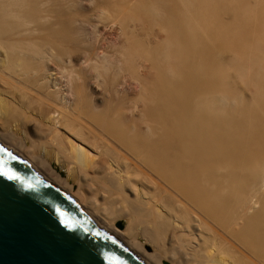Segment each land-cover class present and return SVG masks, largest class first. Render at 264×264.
Returning a JSON list of instances; mask_svg holds the SVG:
<instances>
[{
  "label": "bare ground",
  "instance_id": "6f19581e",
  "mask_svg": "<svg viewBox=\"0 0 264 264\" xmlns=\"http://www.w3.org/2000/svg\"><path fill=\"white\" fill-rule=\"evenodd\" d=\"M90 3L0 0V138L147 264H264V0Z\"/></svg>",
  "mask_w": 264,
  "mask_h": 264
},
{
  "label": "water",
  "instance_id": "95a60500",
  "mask_svg": "<svg viewBox=\"0 0 264 264\" xmlns=\"http://www.w3.org/2000/svg\"><path fill=\"white\" fill-rule=\"evenodd\" d=\"M0 264L147 263L0 138Z\"/></svg>",
  "mask_w": 264,
  "mask_h": 264
},
{
  "label": "rangeland",
  "instance_id": "374dc122",
  "mask_svg": "<svg viewBox=\"0 0 264 264\" xmlns=\"http://www.w3.org/2000/svg\"><path fill=\"white\" fill-rule=\"evenodd\" d=\"M90 1L91 0H79V3H82V5H81V7H82V10L83 11H89V10H87V8L85 7V6H91V3H90ZM89 3V4H88ZM90 9V8H89ZM233 20H234V18H233V14L232 13H226V14H224L223 15V21L225 22V23H230V22H233ZM100 28V30L103 32V34H104V37H106V39L108 40V41H110V42H112V41H117V37H118V33H119V31L117 32V30L116 31H113V30H111V29H108L107 27H102V26H100L99 27ZM89 30H90V27H88L87 29H86V35H88L87 37H89L90 36V34H89ZM252 42V40H250V43ZM229 49V50H228ZM230 49H232V48H224L223 47V51L222 52H226V54H224L223 56L224 57H226V58H224L225 59V62H224V64H225V66H227L228 67V69H229V72H230V78H231V81H232V83H235V84H233L234 86L236 85L237 87H238V90H240V91H244L245 92V94H246V96H249L250 94H249V92L251 91L250 89H253V86L251 85V84H245V82H243L242 80H240V78H239V76H237V74H236V72L234 71L235 69L233 68V65H231L232 67H230V64H231V56H232V58H233V56L235 57V56H237V54H235L236 52H235V50L234 49H232V51L230 50ZM226 50V51H225ZM228 50V51H227ZM230 58V59H229ZM229 59V60H228ZM230 63V64H229ZM53 68H54V66H52ZM233 70H232V69ZM54 72H55V68L54 69H52ZM52 71V72H53ZM53 74V76L55 75L54 73H52ZM56 75H58V74H56ZM65 81H63L62 80V88L64 89V93L63 94H65L66 95V98L68 99L69 98V96H70V94H69V92H68V90H67V85H66V82L64 83ZM131 87H134L135 85H134V83H131V84H129ZM235 86V87H236ZM119 87H121V86H118V88ZM95 88V93H96V95L97 96H99V93L97 92V87L95 86L94 87ZM250 90V91H249ZM31 107H33V105L31 104ZM35 107H36V105H35ZM34 107V108H35ZM124 220H126L125 219V217H122L120 220H118V221H124ZM118 221H116V222H114L115 223V226H117V223H118ZM118 227V226H117ZM124 224H123V227L122 228H119V229H124ZM167 242V246L170 248L171 246H170V242L167 240L166 241ZM174 246V242L172 243V247ZM149 251H151V248H149Z\"/></svg>",
  "mask_w": 264,
  "mask_h": 264
}]
</instances>
